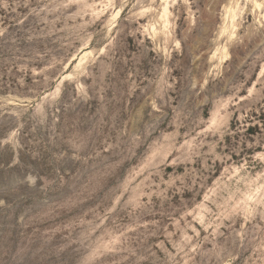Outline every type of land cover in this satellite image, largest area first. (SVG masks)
I'll list each match as a JSON object with an SVG mask.
<instances>
[{"label": "rangeland", "instance_id": "rangeland-1", "mask_svg": "<svg viewBox=\"0 0 264 264\" xmlns=\"http://www.w3.org/2000/svg\"><path fill=\"white\" fill-rule=\"evenodd\" d=\"M0 264H264V0H0Z\"/></svg>", "mask_w": 264, "mask_h": 264}]
</instances>
